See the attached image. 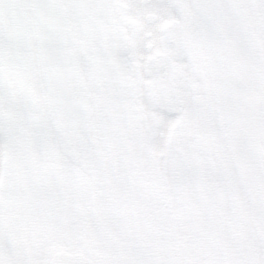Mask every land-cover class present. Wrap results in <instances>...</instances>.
<instances>
[{
    "label": "snow or ice",
    "instance_id": "1",
    "mask_svg": "<svg viewBox=\"0 0 264 264\" xmlns=\"http://www.w3.org/2000/svg\"><path fill=\"white\" fill-rule=\"evenodd\" d=\"M0 264H264V0H0Z\"/></svg>",
    "mask_w": 264,
    "mask_h": 264
}]
</instances>
